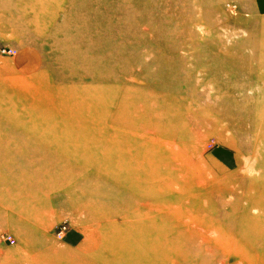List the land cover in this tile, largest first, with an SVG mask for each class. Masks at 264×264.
<instances>
[{"label":"rangeland","instance_id":"374dc122","mask_svg":"<svg viewBox=\"0 0 264 264\" xmlns=\"http://www.w3.org/2000/svg\"><path fill=\"white\" fill-rule=\"evenodd\" d=\"M0 264H264V0H0Z\"/></svg>","mask_w":264,"mask_h":264},{"label":"built area","instance_id":"2783aa9c","mask_svg":"<svg viewBox=\"0 0 264 264\" xmlns=\"http://www.w3.org/2000/svg\"><path fill=\"white\" fill-rule=\"evenodd\" d=\"M65 229H66V227L64 226V227H63V230H62L61 232H63Z\"/></svg>","mask_w":264,"mask_h":264},{"label":"bare ground","instance_id":"6f19581e","mask_svg":"<svg viewBox=\"0 0 264 264\" xmlns=\"http://www.w3.org/2000/svg\"><path fill=\"white\" fill-rule=\"evenodd\" d=\"M163 187V186H162ZM148 207V206H147Z\"/></svg>","mask_w":264,"mask_h":264}]
</instances>
